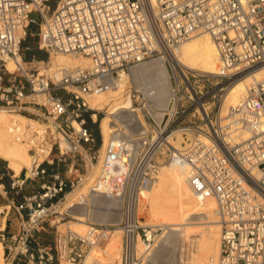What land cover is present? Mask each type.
Here are the masks:
<instances>
[{
	"label": "built area",
	"instance_id": "obj_1",
	"mask_svg": "<svg viewBox=\"0 0 264 264\" xmlns=\"http://www.w3.org/2000/svg\"><path fill=\"white\" fill-rule=\"evenodd\" d=\"M197 32L216 45V75L194 74L167 60L171 98L165 110L154 107L134 82L128 88L150 141L125 181L121 264H141L138 235L147 248L155 243L156 230L138 222L134 194L151 182L149 167L156 159L174 150L166 139L176 133L183 140L175 151L188 164L191 191L216 203L218 264H264V79L250 85L226 126L218 117L229 87L264 66V0H0V108L28 113L44 125L28 139L31 165L17 177L12 173L4 189L0 241L7 264H60L56 232L53 244L39 234L73 218V208L62 207L66 193L98 161L86 116L93 120L99 110L87 99L119 89L121 75L144 62L174 56ZM28 40L32 44H24ZM51 54L83 56L90 66L59 67L56 75ZM30 94L42 101L29 100ZM155 111L162 116L155 118ZM243 130L250 139L233 137Z\"/></svg>",
	"mask_w": 264,
	"mask_h": 264
},
{
	"label": "bare ground",
	"instance_id": "obj_2",
	"mask_svg": "<svg viewBox=\"0 0 264 264\" xmlns=\"http://www.w3.org/2000/svg\"><path fill=\"white\" fill-rule=\"evenodd\" d=\"M51 57L54 60L52 71L56 75H58L59 67L72 69L90 66L89 60L83 56L51 54L50 62ZM156 58L163 59L160 66L155 67L153 72L155 77L161 75L158 80H147L146 73H143L141 69L138 70L141 64L133 69V73L137 78L135 85L144 90L147 98L156 108L164 110L167 109L171 98L167 60L194 74L203 72L207 75H216L221 64L216 45L210 35L205 32L194 33L184 40L174 56L162 55ZM7 67L13 71L14 63L9 61ZM263 79L264 66L238 78L229 87L218 109L222 126L228 124L226 117H229L230 111L242 101L250 85ZM129 81L130 74H122L119 89L87 99L90 108L99 110L96 106L106 102L108 110L99 120L101 145L98 150V161L92 165L90 175L83 179L78 187L75 186L76 188L66 193L63 202V209L72 208L80 203V206L86 208L83 210V218L73 216L74 219H78V222H73L72 218L63 223L71 222L72 224L65 229L58 230L56 227V240L62 249L60 264H99L100 261L97 258L101 257L105 261L100 264H121L118 253L119 250L121 251L120 223L125 199V181L135 159L145 144L150 141L147 135L148 130L145 128L146 123L141 118L139 109L129 102L127 90ZM162 90L165 94H162ZM123 97L124 100L118 102ZM28 99L42 101V97L35 94L28 95ZM115 114H120V118H125V121L128 120L127 127L130 130L110 122ZM152 115L155 118L162 116L157 111ZM92 118L96 120L95 115ZM74 125L77 126L76 123ZM43 126V123L36 119L0 108V158L7 162L15 177L31 165L33 157L28 152V139L33 131ZM175 135L174 139L171 137L166 139L174 147V150L171 149L168 161L155 166L151 165L149 167L151 182L134 194L139 224L142 225L138 214L139 208L146 205L145 210L150 221L156 220L157 223L154 224L163 230L162 235L157 236L159 240H156L158 243L156 246L153 245L154 248H147L141 236L138 235L135 245L137 255L139 256V252L142 251L141 248L139 249V243L142 242L144 252L141 253L143 257L141 264H155L158 261L159 264H218L221 228L216 203L211 197L199 200L191 191L187 182L188 164L175 151L181 149L183 139L179 133ZM233 137H239L240 141H245L250 139L251 135L243 130ZM60 142L63 146V141ZM145 221L147 220H144V223ZM100 223H103L104 227H98L97 224ZM180 229L190 234L186 237L185 233L180 234L183 237L182 243L178 237ZM113 233L115 237L111 239ZM191 235H199V237H191ZM107 241L109 243L105 249L98 247ZM180 243L182 252L180 256H177L176 252L178 253L177 248ZM3 250L0 241V264H4Z\"/></svg>",
	"mask_w": 264,
	"mask_h": 264
},
{
	"label": "rangeland",
	"instance_id": "obj_3",
	"mask_svg": "<svg viewBox=\"0 0 264 264\" xmlns=\"http://www.w3.org/2000/svg\"><path fill=\"white\" fill-rule=\"evenodd\" d=\"M33 29V31L35 30V28L33 27L32 28ZM32 40V39H31ZM31 40H28L26 43H24V44H27V45H30V44H32V41H35V38H33V40L31 41ZM34 52L33 53H35V54H38L37 56L39 57V58H46V56H47V54H45L44 52H40V51H38V50H36V49H34L33 50ZM162 58H154V59H152V60H150V61H147V62H144V63H142L139 67H138V70L139 69H141L142 71H143V73H146L145 74V78H147V80L148 79H152V80H158V78L161 76V75H159L158 77H155V75L153 74V72L155 71L154 69H155V67H158V66H160V64H161V62H162ZM51 62H52V64H53V62H54V60H53V58L51 57ZM148 71H151L150 73H148ZM201 73H203V72H201ZM135 73H133V71L130 73V81L129 82H131V83H133V82H135V84H137V78L135 77V75H134ZM128 87H130V83L128 84ZM128 90V89H127ZM128 93H129V90H128ZM61 94H64V92H62L61 91ZM104 94H107V93H104ZM162 94H165V92H164V90H162ZM128 96H129V99H130V104L131 105H133L132 104V101H131V97H130V94H128ZM124 100V97L123 98H120L119 100H118V102H120V101H123ZM112 103H114V102H112ZM153 104V103H152ZM134 106V105H133ZM153 106H154V104H153ZM126 107H128V105H126ZM135 107V106H134ZM155 107V106H154ZM159 108V107H158ZM96 109H99L100 111H99V113L97 114V121H93L90 117H87L86 116V125H88L89 126V128L94 132V134H95V137H96V144H95V149L94 150H99V148H100V145H101V133H100V128H99V120L100 119H102V117H104L105 115H104V113L106 114V112H107V110H108V106L106 105V102H102V103H100L98 106H96ZM140 112V111H139ZM23 114V113H22ZM141 114V113H140ZM24 115H26V117L28 116V117H30V118H33V119H36L34 116H32V115H30V114H28V113H25ZM112 117V116H111ZM113 118V119H112ZM111 119H110V122L113 124V125H117V124H119V125H121V126H123V128H125V129H129L128 127H127V119H126V121L124 120L125 118H120V114H115V116L114 117H112ZM141 118H142V115H141ZM143 119V118H142ZM144 121V120H143ZM126 122V123H125ZM145 122V121H144ZM146 128V127H145ZM130 130V129H129ZM146 130H147V128H146ZM98 156H99V153H98ZM168 159H169V157L168 156H164V158L162 159V158H158V159H156V163H157V165L158 164H162V163H165V162H167L168 161ZM97 162H94L93 164H96ZM3 166H5V167H7L8 168V166H7V162H4V163H0V167H3ZM9 169V171H10V174H12L13 172H12V170L10 169V168H8ZM65 168H63V167H60V170L61 171H63ZM92 170V167H91V169H90V171ZM90 171H89V173L87 174V175H85V178L87 177V176H89L90 175ZM77 175V173H73V175H71L70 177L71 178H74L75 176ZM7 179H9V177H7ZM8 180H6L5 182H7ZM76 187H78V186H76ZM75 187V188H76ZM74 189V188H73ZM81 204V203H80ZM80 204H77V205H75V206H73L72 208H73V216L74 217H82L83 218V210H84V208H86L85 206L83 207L82 205L80 206ZM62 206H63V204H62ZM147 206L145 205L144 207H142V208H139V218H140V221H141V223H142V226H144V227H147V229L149 230V229H152V230H156V232H155V237H156V239H155V243H154V245L156 246L157 244L156 243H158L157 241L159 240V238H157V236L159 235L160 236V234L162 235V233H163V230H161L162 228L160 227L159 228V226L158 225H155L154 223H157L156 222V220H151L150 221V218H149V215H148V213H147V210H145V208H146ZM144 209V210H143ZM143 213H144V215H143ZM148 219H147V218ZM146 218V219H145ZM72 219V218H71ZM70 218H68V219H65V220H62V221H60V223H58L57 224V222H55L54 224H53V228L52 229H48V231L46 232V233H44V232H41L40 233V235H39V238L41 239V240H43L46 244H53L54 243V240H55V232H56V227H57V229L58 230H63V229H65L67 226H69V225H72L71 224V222H69V223H67V224H63V223H65V222H68L69 220H71ZM53 220H55V219H53ZM144 220H147V221H145V223H144ZM150 221V222H149ZM73 222H78V219H74L73 218ZM86 222V221H85ZM147 222H148V224H147ZM152 222V223H151ZM100 226V227H104V225H103V223H100V224H97V226ZM146 225V226H145ZM204 225H209V224H206V223H204ZM86 229V228H85ZM115 230V229H114ZM85 231V230H84ZM84 231L82 232V233H84ZM82 233H80V234H82ZM115 233V232H114ZM113 233V236L111 237V239L112 238H114L115 237V234ZM183 234V233H185V237L188 235H190L189 234V232H184L182 229H180L179 231H178V237H179V239H180V241H181V243L183 242V237L180 235V234ZM158 236V237H159ZM192 236H196V238H198L199 237V235H191V237ZM111 239H109V241L111 240ZM182 239V240H181ZM157 240V241H156ZM108 241L107 242H105V243H103V244H101V245H99L98 247L100 248V249H105V247H106V245H108ZM181 243L180 244H178V253L176 252V254H177V256H180V254H181V252H182V250H181ZM4 246V245H3ZM141 248V252H139V256H140V258H141V263L143 262L142 261V255H141V253H143L144 252V247H143V245H142V242H140L139 243V249ZM153 248H154V246H153ZM4 251V250H3ZM121 251H122V249H121ZM121 251L119 250V253H118V256H119V260H121ZM7 257V253H4V257H3V259H4V264H7V259H5ZM99 261H100V263H103L104 261H105V259L103 258V257H101V258H97ZM99 263V264H100ZM157 264H159L160 262L158 261V262H156ZM155 263V264H156ZM62 264H68V263H62ZM80 264H82V263H80ZM178 264V263H177Z\"/></svg>",
	"mask_w": 264,
	"mask_h": 264
},
{
	"label": "crops",
	"instance_id": "obj_4",
	"mask_svg": "<svg viewBox=\"0 0 264 264\" xmlns=\"http://www.w3.org/2000/svg\"><path fill=\"white\" fill-rule=\"evenodd\" d=\"M4 162H6V161L0 158V163H4ZM7 166H8V164H7ZM8 168L5 166L0 167V207L4 206L6 204V197L4 196V189L7 190L9 188L10 175H11ZM7 177H9V179H7ZM6 180H8V181L5 182ZM52 228H53V226L52 227H46L44 229V231H42V232L46 233L48 231V229H52ZM17 264H24V263L19 262Z\"/></svg>",
	"mask_w": 264,
	"mask_h": 264
},
{
	"label": "trees",
	"instance_id": "obj_5",
	"mask_svg": "<svg viewBox=\"0 0 264 264\" xmlns=\"http://www.w3.org/2000/svg\"><path fill=\"white\" fill-rule=\"evenodd\" d=\"M88 126V125H87ZM89 127V126H88Z\"/></svg>",
	"mask_w": 264,
	"mask_h": 264
}]
</instances>
